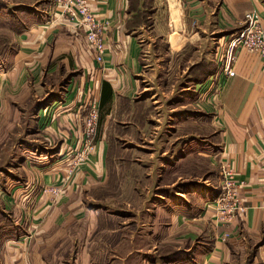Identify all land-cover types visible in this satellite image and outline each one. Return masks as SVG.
<instances>
[{
  "label": "crops",
  "instance_id": "1",
  "mask_svg": "<svg viewBox=\"0 0 264 264\" xmlns=\"http://www.w3.org/2000/svg\"><path fill=\"white\" fill-rule=\"evenodd\" d=\"M91 6L102 20L110 23L102 61L96 59V51L88 44L84 29L77 27L76 21L61 16L54 5L50 12L39 6L41 11L30 14L21 35V67L14 85L29 86L30 75H33L35 81L41 80L43 87V76L56 74L60 61L66 73H77V76L68 84L63 100L52 104H57L59 114L57 112L49 128L63 136L64 141L57 150L63 156L53 159V163L50 161L46 168H34L36 176H30L26 183L11 185L13 190L17 187L14 191L21 195L14 207L19 212L23 208L24 212L21 220L18 213L15 215L16 225L25 220L29 202L34 200L35 207L26 218L29 221L24 225L26 229L21 234L20 226L13 231L20 235L17 241L3 247L0 264H140L138 245L127 252L128 261L123 255L125 242L132 243L135 236L132 226L138 222L124 226L125 215L100 207L99 201L109 180L108 126L119 125L116 140L123 138V134L131 138L149 137L141 123L152 118L145 115L146 108L161 107V86L155 78L159 75L164 81L161 88L164 100L168 98L167 106L173 107L175 101L178 106L174 107H179L180 112L188 113L185 109L190 107L195 113V120L190 123L186 120V125L211 126L206 128V133L203 128L197 144L202 148L195 146V154L211 158L218 168L226 164L234 166L244 208L228 222L221 221L216 205L221 194L218 187L211 182L185 178L184 174L171 184L168 180L175 165L159 168L158 179L155 166L148 168V181H153L154 193L161 190L168 193L172 187L183 186L185 182L196 186V192L190 197L193 201L188 202L190 207L177 202L167 207L169 202L163 198L169 194H154L152 198L160 207L166 205L165 216L170 223L176 221L175 225L182 227L188 220L195 221L190 224L197 228V235L200 234L198 227L206 226L205 223L212 225V238L202 240L201 252L194 259L196 263L225 264L231 261L236 250L254 243L263 255V58L259 53L239 50L235 76L223 74L218 60L229 37L243 24L247 12L257 10L264 26V0H91ZM24 63L28 64L26 68ZM173 74L178 76L179 83L171 80ZM57 88L56 84H50L46 91L53 96ZM92 99L100 109L95 147L81 166L73 167L71 164L76 157H67L75 155L78 148L74 142L77 135L74 125L83 113V105ZM168 132H161L157 137L166 135V151L168 149L172 156L180 153L183 155L180 158L186 160L194 152L193 147L186 152L189 140H198L199 136H181L179 145L176 144L178 139L173 141L176 133ZM153 138L154 135L149 140ZM137 160L140 166L142 159ZM137 168V176H132L134 200L140 197L139 189L146 188L140 185L142 173L141 168ZM50 187H59L60 194L49 192ZM176 228L159 229L155 224L151 236L156 239L160 232V238L154 249L171 241ZM179 232L187 230L183 228ZM147 257H154L149 264H160L161 257L156 253ZM260 257L259 254L257 260ZM176 263L187 264V261Z\"/></svg>",
  "mask_w": 264,
  "mask_h": 264
},
{
  "label": "rangeland",
  "instance_id": "2",
  "mask_svg": "<svg viewBox=\"0 0 264 264\" xmlns=\"http://www.w3.org/2000/svg\"><path fill=\"white\" fill-rule=\"evenodd\" d=\"M54 1L0 0V252L8 242L13 243L17 241L20 235H17L18 233L13 231L16 227L20 226L21 234V231L26 229L25 226L27 222L29 223L26 218L32 212L30 210L35 207L34 200L32 203H28L25 209L26 215L25 220L23 219L24 223L20 221L22 224L18 223L17 226L14 220L16 218L15 215L18 213V217L21 220L24 212L23 208L19 212L17 207H14L16 204L15 201H20L21 195L19 197L14 191L17 187L13 190L11 185L26 183L30 176H36L34 168H46V166L53 163V159L63 156V154L57 152L60 142L64 141L62 140L63 136L61 134H55L49 128L51 123L55 121L57 112L59 114L57 104H52L55 100H63L64 91L72 79L77 76V73H66V69L62 67L63 62L60 61L59 69H56V74L51 76L45 74L43 76V87L41 80L38 79V81H35L33 75H30L32 78L31 84L24 88L21 86L17 87L13 82L15 81L16 75L20 73L21 35L29 21L28 17H31L30 14L33 12L41 11L43 7L50 12L51 5H54ZM39 6H42V8ZM76 26L83 29L79 24ZM55 64L57 66L58 63ZM24 65L26 68L28 64L24 63ZM46 71L48 72V70ZM155 78L157 84L161 87L164 86V81L160 75ZM171 80H178V83L180 81L178 76L174 74ZM184 81L185 78L183 77V83ZM50 84H56L58 86L56 89L57 93L53 96L51 95L52 92L49 93L46 91L50 88ZM205 84L208 85L209 80ZM161 87L159 88V94L161 95V100H163L160 103L161 107L146 108L145 115H150L152 118L148 121L142 120L141 123L142 128L149 132V137L154 135L153 141H150L149 137L146 136L144 139L137 137V129L134 133L137 138H131L130 136V138L128 136L124 137L125 134H123V138L116 140V134H119L117 132L119 125L113 123L108 126L110 130L108 147L111 153L108 161L109 180L107 185L103 187L102 192L99 188V193L101 192L100 195L103 197L99 201V205L100 207H105L108 211L124 214L125 216L122 215L124 218V226L132 221L138 222L132 226L131 230L135 234V236H132L134 237L133 244L125 242L123 251L125 261L129 260L127 256L129 249L138 245L140 248L138 253L140 264H149V260L154 261V257H147L148 254L153 256L154 253L161 257L160 264H177L176 262L181 260H186L187 264H200L199 262L196 263L194 259L195 256H198L196 254H200L201 252L199 245L202 243V240H207V237L209 239L212 238L214 231L212 225L205 223L206 226L201 225L198 227L200 236L197 235V231L195 230L197 228L191 227L190 223L195 221L188 220L187 224L182 227L175 225L176 221H172V225H170L171 223L167 219V216H165L168 211L165 207L166 205L160 207L158 202L152 198L154 194H169L164 195L165 197L163 198L167 203L169 202L167 207H170L172 203L176 202L181 206L190 207L188 202L193 201L190 200V197L196 192V186L185 182L186 184L184 183L183 186L177 184L175 187H172L168 193L162 190L161 192L154 193V189L151 187L153 181L150 183L147 178L148 168L155 166L154 173L158 179L159 168H167L175 165L173 169L176 172L173 171L168 180L171 184L180 174H184L183 177L185 178L213 183L218 187V192L221 193L223 167L218 168L217 164L211 162V158H201L200 155L195 154V150L202 148H198L197 146L201 138L199 135L203 134V128L206 133V128H211V126L205 125L203 128H199V126L196 127V124L186 125V120L189 121L188 123L195 120V113L191 112L190 107L185 109L188 113L180 112L181 109L179 107H174L178 106L175 105L177 104L175 101L172 103L174 105L173 107H168V98L166 101L164 100L165 95ZM58 95L60 99L57 98ZM172 95L175 94L173 93ZM178 99L176 97V100ZM91 102H94V100H90ZM47 107H49L48 110L45 109ZM86 113L87 111L81 113L80 119L74 125L75 131H77V135L74 136V142L78 148L77 152L75 151V155L67 157L68 159L78 156L81 151L80 141L83 139L81 133L85 128L82 120ZM181 113L183 114L180 115ZM130 119H132V115ZM123 130L126 129H122L121 131ZM161 132H168L170 135L176 133L173 141L175 138L178 139L176 144L179 145L181 144V138H179L181 136L192 134L199 136L198 140H189L188 148L185 146L187 153L190 152L189 150L191 149L189 148L191 147H193L194 152L186 160L180 158L183 155L179 153V150H177L179 154L172 156V153L168 149L167 152L165 149L166 146H164L166 144L164 140L166 135L163 137L160 135V139L157 137ZM204 142L206 143L207 141L204 140ZM195 146L197 149H195ZM211 150L213 149L211 148ZM72 151L71 153H74ZM164 157H167L168 160L163 159ZM138 158L142 159L139 162L142 164L140 166L138 164ZM84 161L77 163L78 160L77 162L75 160L71 166H81ZM137 167L141 168L140 171L142 173L140 185H144L146 188L142 190L140 188V197L134 200L132 196L134 191L132 176H137ZM178 180L183 181L182 179ZM136 182H138L137 179ZM147 187L149 188L147 189ZM205 194H208V192L206 191ZM126 210L129 212H126ZM155 224L159 229H164L169 226H172V229L177 227L175 229L176 232L173 231L171 241L157 246L158 249H154V244L158 242L157 240L160 238L158 234L160 232L157 233L156 239L154 235L151 236ZM183 228L187 232L180 233L179 229ZM204 234L205 236L203 237ZM127 237L130 240L132 239L130 235ZM236 251L231 261H227L225 264H264V254L259 253V247L255 243L250 245V247H242L241 250ZM259 254L261 257L257 260Z\"/></svg>",
  "mask_w": 264,
  "mask_h": 264
},
{
  "label": "built area",
  "instance_id": "3",
  "mask_svg": "<svg viewBox=\"0 0 264 264\" xmlns=\"http://www.w3.org/2000/svg\"><path fill=\"white\" fill-rule=\"evenodd\" d=\"M54 9L61 16L76 21L83 27L88 44L96 51V59L102 61L106 47L105 35L110 23L102 20L92 9L91 0H55ZM241 49L259 53L263 58L264 65V26L257 10L247 12L243 24L229 37L218 60L223 74L236 75L235 65L238 60V52ZM81 111L83 113L87 111V113L82 120L85 128L81 133L83 139L80 141L81 151L76 156L77 163L87 159L94 150L93 141L100 118V109L96 101L83 105ZM239 184L234 166L223 165L222 192L216 202L221 221L228 222L243 211L244 207L238 192ZM47 190L55 195L60 194L59 187H50Z\"/></svg>",
  "mask_w": 264,
  "mask_h": 264
}]
</instances>
